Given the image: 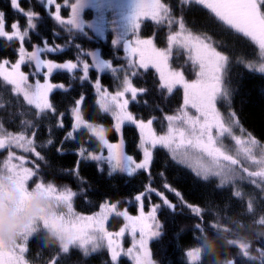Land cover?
I'll return each instance as SVG.
<instances>
[{"label": "trees", "instance_id": "16d2710c", "mask_svg": "<svg viewBox=\"0 0 264 264\" xmlns=\"http://www.w3.org/2000/svg\"><path fill=\"white\" fill-rule=\"evenodd\" d=\"M162 2L169 6L175 20L183 19L186 28L193 33L210 35L215 47L222 53L228 54L225 84L232 90L228 105L236 114L242 128L264 144V74L247 69L246 64L238 59L240 55H244L245 58H257L253 46L241 35L226 29L202 6L183 4L181 0H162ZM18 3L23 12L13 10L11 0H0V12L5 14V30L12 32L11 25L18 23L23 31L27 26L25 13L32 11L35 13L33 22L37 27L28 30L29 35L23 42L25 50L32 52L37 47L52 48L55 50L42 52L40 58L56 64L77 65L71 70H54L48 77L51 84L63 85L64 88H53L49 94V100L55 106L56 113H49L46 118L37 119L33 115L36 109L23 103L22 97H20L23 103L21 108L10 103L8 96H0V105H3L0 107V124L6 130L22 131L24 126L21 121L25 119L35 123V127L28 129L27 134L34 133L36 152H39L44 159L41 160L34 153L16 151L17 156L25 157L26 167L35 170L37 165L39 166L37 177L29 181L30 187L41 178L54 181L57 185L69 186L77 192V196L73 199V209L79 215H94L100 211L102 204L108 202L117 203L118 211L127 210L133 217L138 216L140 212L139 202L135 201V196L148 188L155 189L142 199L145 214L152 206H161L157 219L162 225L164 234L161 238L149 242L152 259L156 264H191L186 253L198 244L196 238L199 233L195 226L200 223V218L192 212V208L199 207L201 212L205 213L209 202L214 211L217 207L224 208L227 205L228 210L222 213V216L226 220L236 218L232 223L238 231L250 230L252 225L249 222L264 216L262 188L254 184L252 190L245 191L228 183L216 190L219 180L212 178L209 182H203L191 168L177 165L167 149L161 147L154 149L153 161L149 169L139 170L131 177L126 174L110 177L107 174V165L101 166L96 161L82 159L79 154L81 148L86 150V154L101 150L107 152L89 132L74 128L75 119L71 108L74 106V101L83 96L81 110L84 120L103 125L110 143H119L123 139L124 152L137 162L142 160V152L138 147L139 130L134 124L125 122L117 133L111 114L102 113L96 104V81L99 80L101 89L114 94L119 90L120 80L128 75L133 87L145 89L144 92L137 93L135 100H132L131 93H126L124 98L129 100L128 111L136 118L145 121L156 118L154 125L156 132L162 129L161 119L164 115L175 113L183 104V90L175 89L171 95L166 91L162 92L158 86V74L152 68L147 71L139 70L138 75H132L131 71H120L115 76L108 71L100 74L92 67V57L88 53L95 52L101 61L110 60L115 68L127 69L128 62L122 46L129 37L133 40L136 36L142 40L151 39L157 48H166L167 36L177 31L178 23H173L169 28L167 24H157L150 16H142L139 21L140 27L133 36V17L137 0H78L73 26L60 24L56 16L59 6L60 18L64 21L69 20L72 17L71 5L75 0H67V3L65 0H53L51 4L47 3V0H18ZM20 46L19 40L9 42L0 38V62L8 60L9 65L6 67H10L19 58ZM179 51L174 48L170 60L171 66L177 70H184L186 79L190 81L196 79L190 65L185 64V56L177 55ZM134 59L138 61V57ZM85 63L89 65L87 79H83ZM21 70L30 74L34 70V64L26 63L22 65ZM44 71L46 72V69ZM37 79L43 83L44 75H29V83H34ZM14 99L12 94L11 100ZM21 112L24 115H18ZM69 132L73 133L70 138ZM49 139L53 141L51 145L47 144ZM7 155L8 149L0 150V162ZM101 167L103 171L100 170ZM165 184L168 185L167 188ZM237 190L241 193L240 197L234 195ZM175 192H179L181 196L177 197ZM163 198L178 205L177 211L172 212L167 209L163 204ZM249 203L252 204L251 213L248 212ZM189 205L191 208L188 207ZM64 210L61 207L59 212ZM203 220V226L214 222L213 217L209 215H204ZM239 221H243L244 224L241 226ZM124 224L125 220L122 216L112 214L105 226L108 231L116 233ZM44 233L42 230L43 235ZM211 235L212 231L209 229L203 241ZM132 243L131 233L126 231L121 238L122 247L126 250L132 247ZM257 243L264 246V241ZM27 248L25 258L28 264H53L56 260H59V264H113L106 247L98 254L91 255L86 261L81 260L77 251L71 252L70 260H64L62 254L52 245H42L36 239H30ZM220 255L223 258L233 259L235 264H247L241 258L238 244L221 248ZM116 264H133V262L122 255ZM195 264H209V258L200 257Z\"/></svg>", "mask_w": 264, "mask_h": 264}, {"label": "snow or ice", "instance_id": "6c2138e0", "mask_svg": "<svg viewBox=\"0 0 264 264\" xmlns=\"http://www.w3.org/2000/svg\"><path fill=\"white\" fill-rule=\"evenodd\" d=\"M47 3H53V0H47ZM67 3V0H65ZM78 0L71 5L72 17L64 21L58 15L59 6H57L56 20L60 24H75V6ZM183 4H195L207 9L209 13L226 29L241 35L255 49L254 55L258 58L255 61H249L245 66L247 69L264 74V0H181ZM13 10L23 12L18 0H11ZM27 26L21 31L18 23L11 25L12 32L5 30V14L0 12V38L6 41L19 40V58L10 67L8 60L0 62V96H8L10 103L14 106L23 107V103L36 109L33 115L37 118H46L49 113H56L55 106L49 100V94L53 88L63 89V85H53L48 77L54 70L74 69L76 64H56L51 61L42 60L40 54L44 51L52 52L55 49L37 47L32 52H27L23 47L25 38L29 35V29H35L37 25L33 22L35 13L28 11ZM150 16L157 24H167L169 28L173 23L179 24V31L167 36V47L157 48L151 39L142 40L136 36L135 40L129 37L123 43V50L126 53L127 69L115 68L110 60L101 61L95 52H89L92 57V67L100 74L108 71L114 76L120 71H131L132 75H138L139 70L147 71L150 68L155 69L158 74L159 89L166 91L171 95L175 89L183 90V104L173 115H166L167 130L163 134H158L154 128V118L138 119L128 111L129 100L124 98L126 93H131L132 100H135L138 92H144L145 89H137L132 86L128 75H125L119 83V90L111 93L106 89H101L99 80L96 81V104L99 111L104 114H111L114 119V127L117 133L120 132L125 122L134 124L139 130V149L142 152V160L137 162L131 155H127L124 148L123 139L119 143H110L106 138V129L103 125L90 123L84 120L82 116L81 105L84 97L74 101L71 108L75 119L74 128L82 129L90 133L91 137L99 143L102 149L107 150L104 155L103 150L100 154L87 152L81 148L80 156L82 159H88L98 162L101 166L107 165V174L111 177L116 174H126L131 177L139 170L147 171L153 161V150L157 147L167 149L171 154V159L177 165H185L195 172L203 182H209L212 178H218L219 184L216 190L224 185L231 183L235 179L237 168L241 161L228 154L224 149L223 140L231 137L236 145H245L242 151L247 159L254 165L259 166L258 171H249L247 167L243 168L249 178L258 177L264 182V145L260 146L259 156L254 154L253 149L259 142L248 134V139L242 140L239 136L233 134V127L239 124L234 112H229L228 118L221 113L217 107L218 103L224 102L230 104L232 90L224 85L222 72L226 70L229 63V56L217 50L210 35L194 34L185 26L183 19L175 20L171 15L169 6L162 0H137L136 11L133 17L132 35L135 36L140 27V18ZM179 49L177 55L185 56V64L190 65L196 79L188 80L185 77L184 70H177L170 64L173 56V50ZM138 57V61L134 59ZM33 65L34 70L30 73L33 76L44 75V82L37 79L34 83H29V75L21 70L24 64ZM46 69V72L44 71ZM89 65L84 64V77L87 79ZM14 94V101L11 100ZM23 98V103L20 101ZM3 107V105H0ZM189 109H194L195 114L190 113ZM18 115H24L23 112ZM62 115V114H60ZM23 130L18 134L6 132L3 125L0 124V150L8 149V155L0 162V193H6L9 196L19 198L22 206H26L34 192L46 191L56 199L61 201L64 211H60L51 216L41 218V221L32 228L25 231L22 238L14 245L9 247L0 239V264H28L25 254L28 251L27 245L30 239H36L42 245L47 246L48 242L42 234L48 229L54 230L59 234L60 243L52 247L62 254L64 260H70L71 252L80 253L81 260L86 261L91 255H96L103 248L110 252L111 261L116 264L123 255L130 258L133 264H154L152 252L149 248V242L159 239L163 236V228L157 219V213L160 205L152 206L151 210L145 214L143 211V199L145 195L154 192L155 189L148 188L135 196V201L139 202L140 212L138 216H131L127 210L118 211L117 203L105 202L100 206V211L94 215H79L74 212L73 199L77 192L69 186L57 185L54 181L38 179L34 186H29V181L37 177L39 166L34 170L26 167L24 156H17L11 151L13 146L22 149L24 152H32L44 159L39 152H36L35 141L28 136V129L34 128L35 123L32 120H22ZM62 127V124L60 125ZM243 131V129H241ZM73 133L69 132L68 137ZM34 136V133H33ZM53 141L49 139L47 144L51 145ZM14 161H18L14 162ZM195 161V165H193ZM103 171V167L100 169ZM78 171V166H77ZM243 178V177H241ZM251 183L257 184L256 179H251ZM259 186V185H258ZM168 185L165 184V188ZM173 191H175L173 189ZM180 197L179 192H175ZM157 195H162L157 193ZM235 197H240V191L234 193ZM163 204L172 212H176L178 205H174L163 198ZM188 207L191 208V205ZM228 210L217 207L213 210L209 202L206 206V212L202 213L201 208H192L199 218L195 228L199 233L197 243H201L204 237L211 229L212 234H216V221L222 216V213ZM248 212H252V204H248ZM115 214L122 216L125 224L116 233L110 232L106 228V222L109 217ZM213 217V223L204 225L203 216ZM256 223L264 225V216H261ZM126 231H130L133 238L132 247L126 250L122 247L121 238ZM138 236V239H137ZM238 243V242H237ZM236 243V244H237ZM238 250L242 254L247 264H256L255 261L248 260L246 246L238 243ZM191 264H195L201 257L198 248H193L186 253ZM53 264H59V260L53 261ZM228 264H235L234 260Z\"/></svg>", "mask_w": 264, "mask_h": 264}, {"label": "clouds", "instance_id": "9594fccd", "mask_svg": "<svg viewBox=\"0 0 264 264\" xmlns=\"http://www.w3.org/2000/svg\"><path fill=\"white\" fill-rule=\"evenodd\" d=\"M62 207L61 201L46 191L34 192L30 202L22 206L18 197L0 193V239L9 247L14 246L24 235L25 231L32 228L42 217L51 216L59 212ZM221 216L217 221V232L207 237L206 241L197 244L201 257L207 256L209 264H228L233 259L223 258L220 249L230 245L240 244L246 246L247 259L255 261L256 264H264V246L257 241H264V225L249 222L250 230L238 231L233 226L232 220ZM242 226L243 221H239ZM243 233V234H241ZM48 244L57 245L60 243L59 234L51 229L44 233Z\"/></svg>", "mask_w": 264, "mask_h": 264}, {"label": "rangeland", "instance_id": "374dc122", "mask_svg": "<svg viewBox=\"0 0 264 264\" xmlns=\"http://www.w3.org/2000/svg\"><path fill=\"white\" fill-rule=\"evenodd\" d=\"M177 31H179V25H177V28H176ZM189 30V29H188ZM190 31V30H189ZM194 34H198V33H194ZM237 42V41H236ZM213 44H214V41H213ZM226 44L228 45V43L226 42ZM215 46V45H214ZM229 46V45H228ZM163 49V48H161ZM218 50V49H217ZM219 51V50H218ZM225 55L228 56V54L226 53H223ZM241 57L238 56V59L240 61H243L245 64H247L249 61H255L257 58H245L244 55H240ZM228 66V65H227ZM227 66H226V69H227ZM226 71V70H225ZM225 71L222 72V77H223V81H224V85L223 86H226L225 84ZM227 87V86H226ZM217 107L219 108V110L221 111V113L225 116V118L227 119L228 118V114L229 112H233L231 110V108L229 107V105H226L224 102H220L218 103ZM190 113L192 114H195V110L194 109H189ZM177 112V111H176ZM175 112V113H176ZM175 113H172V114H167V115H173ZM166 115H164L165 117ZM164 117L162 120V129L160 132H157L158 134H163L164 132H166L167 130V121L164 120ZM237 119V118H236ZM160 120V121H161ZM238 120V119H237ZM156 118H154V123H153V128H154V125L156 123ZM242 126L240 124H238L237 126H234L233 127V134L235 136H239L242 140H247L248 139V134L244 129L243 131H241ZM3 130L6 131V132H11V133H14V134H18L19 132H12V131H8L6 130L4 127H3ZM155 130V129H154ZM29 137H31L33 140V134H28ZM253 137V136H252ZM140 138V137H139ZM256 139V138H255ZM257 140V139H256ZM258 141V140H257ZM259 144L253 149V152L254 154H256L257 156H259V153H260V146L264 145L263 143H261L260 141H258ZM223 146H224V149L228 152V154L230 155H233L235 157H237L240 161H241V164L240 165H237L235 166L237 168V172L235 174V179L233 182L229 183V184H234L236 188H240L242 190H245V191H250L252 190L254 187L252 185H254L253 183L250 182L251 179H256L257 180V184H255L256 186H258L259 188H262L263 189V192H264V182L260 181V179L258 177L256 178H249L247 173L246 172H243V168L244 167H247L249 169V171H258L259 170V166L257 165H254L249 159H247L242 151L243 147H245V145H236L235 144V141L231 139V137H226L224 140H223ZM14 149H12L15 153H17L16 151H23L22 149H17L13 146ZM11 150V151H12ZM32 153V152H30ZM104 153V152H103ZM107 153V152H106ZM106 153H104V155H107ZM35 154V153H34ZM95 154H100V152H95ZM3 161V160H2ZM14 162H17V161H14ZM193 165H195V161H193ZM192 169V168H191ZM243 177V178H241ZM218 180V178H216ZM125 235V234H124ZM239 243V240L237 241ZM237 243V244H238ZM154 264H156L154 262Z\"/></svg>", "mask_w": 264, "mask_h": 264}]
</instances>
